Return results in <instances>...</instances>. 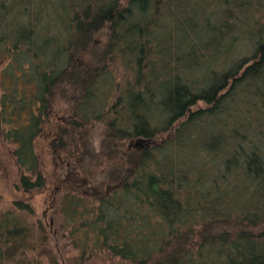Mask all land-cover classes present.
Listing matches in <instances>:
<instances>
[{"label":"trees","instance_id":"16d2710c","mask_svg":"<svg viewBox=\"0 0 264 264\" xmlns=\"http://www.w3.org/2000/svg\"><path fill=\"white\" fill-rule=\"evenodd\" d=\"M185 1L0 0V143L23 192L51 193L81 255L264 264V0ZM239 35L252 52L228 61ZM121 61L133 74L103 109L98 81ZM28 239L3 219L0 261Z\"/></svg>","mask_w":264,"mask_h":264},{"label":"rangeland","instance_id":"374dc122","mask_svg":"<svg viewBox=\"0 0 264 264\" xmlns=\"http://www.w3.org/2000/svg\"><path fill=\"white\" fill-rule=\"evenodd\" d=\"M192 0H186V3ZM200 7H203L204 1L199 0ZM216 8H209L208 12L216 11ZM177 8L175 11L176 17L170 15V19L165 21L168 25L173 27V19H181V12ZM260 22L264 23V16L262 14ZM173 29H170L172 31ZM234 35V34H233ZM238 35V34H236ZM236 54L233 59L228 61L234 62V60L243 57H249L252 52V43L245 41L239 35L236 43ZM236 56V57H235ZM169 62L173 64L170 59ZM123 61L117 62L116 65L109 69V73L103 75L99 79V85L101 90L107 93L106 99L103 102V109H107L115 99V84L120 83L123 79L124 72L133 74L134 67L131 64L123 65ZM231 63V62H230ZM229 64H226L227 67ZM4 67L3 63H0V71ZM220 68V67H219ZM221 69V68H220ZM200 70L199 72H201ZM106 83V85H105ZM26 93H29V89L25 88ZM243 108V107H242ZM66 110L65 105L55 100L51 102L50 112L55 117H64ZM103 129V122L100 120H93L91 124L90 138L97 152L99 149L100 135ZM41 146V145H40ZM39 146V148H40ZM12 146L2 145L0 143V223L3 219L11 217L16 222L29 230L28 245L23 249H13L11 247L5 249L3 253V260L0 264H120L119 260L115 257H111L106 252L95 251L91 252L87 250L83 255L80 254V250L74 248L73 242L78 241L79 235H69L67 230L68 226L63 222L61 215H53L49 210V198L51 193H36V192H23L19 188L20 173L17 167L14 165L12 158H10L8 152L11 151ZM40 159L44 164L46 171H50V165L46 150H37ZM206 159V156H205ZM209 159H207L208 161ZM216 162V157L211 158V163ZM20 200L23 203L29 205L31 213L17 211L12 207L14 201ZM31 246L36 248L31 251ZM91 252V253H90Z\"/></svg>","mask_w":264,"mask_h":264},{"label":"water","instance_id":"95a60500","mask_svg":"<svg viewBox=\"0 0 264 264\" xmlns=\"http://www.w3.org/2000/svg\"><path fill=\"white\" fill-rule=\"evenodd\" d=\"M138 142H136L134 145L136 146Z\"/></svg>","mask_w":264,"mask_h":264}]
</instances>
